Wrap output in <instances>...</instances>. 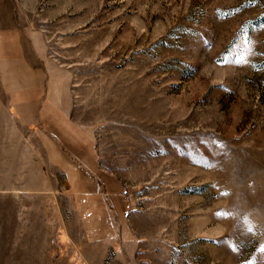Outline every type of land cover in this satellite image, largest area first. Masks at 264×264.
Segmentation results:
<instances>
[{"label": "rangeland", "instance_id": "1", "mask_svg": "<svg viewBox=\"0 0 264 264\" xmlns=\"http://www.w3.org/2000/svg\"><path fill=\"white\" fill-rule=\"evenodd\" d=\"M0 264H264V0H0Z\"/></svg>", "mask_w": 264, "mask_h": 264}, {"label": "crops", "instance_id": "2", "mask_svg": "<svg viewBox=\"0 0 264 264\" xmlns=\"http://www.w3.org/2000/svg\"><path fill=\"white\" fill-rule=\"evenodd\" d=\"M21 87H22V86H21ZM30 103H31V102H27V103H26V102H23V101L13 100L11 104L14 105V107H16V108H17V107H18V108H19V107H20V108H25L23 105H28V104H30ZM10 107H11V105H10Z\"/></svg>", "mask_w": 264, "mask_h": 264}]
</instances>
